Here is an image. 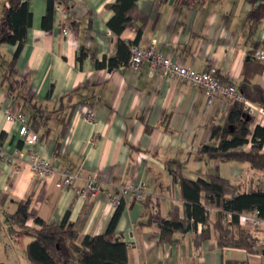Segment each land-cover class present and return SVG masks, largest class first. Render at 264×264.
Returning a JSON list of instances; mask_svg holds the SVG:
<instances>
[{
  "label": "crops",
  "instance_id": "0c3cea01",
  "mask_svg": "<svg viewBox=\"0 0 264 264\" xmlns=\"http://www.w3.org/2000/svg\"><path fill=\"white\" fill-rule=\"evenodd\" d=\"M23 1L31 26L16 76L27 79L29 97L48 110L33 149L51 162L53 173L39 176L31 170V148L18 140L20 123L5 118L6 110L21 113L22 104L0 84V262L32 264L26 253H16L19 232L8 219L20 201H28L33 217L48 223L60 222L68 212L80 235L93 236L105 231L116 208L112 198H118L123 208L115 233L129 248L128 264H264L261 253L220 249L213 236L197 240L201 224L169 241L160 237L159 219L174 207L181 213L183 204L169 167L180 166L190 180L219 175L238 185L239 192L264 190L263 173L246 163L196 157L200 145L215 143L212 128L224 121L230 102L218 96L208 104L204 91L159 73L150 75L146 63L112 70L106 63L97 65L117 55L118 39L130 47L154 41L162 55L195 71L214 69L221 82L236 86L252 48L258 44L256 49H264V22L250 34L244 27L250 5L245 0H137L139 18L116 36L107 26L113 16L107 5L115 0H66L70 7L58 4L49 29L42 26L47 0ZM7 6L8 0H0V16ZM142 17L146 22L134 44ZM15 48L0 43V79ZM262 63L251 81L264 88ZM89 111L93 119L87 117ZM64 171L79 172V177L71 187L56 188ZM92 173L101 177L95 195L77 194L75 189ZM137 183L144 185L147 204L119 193L120 187ZM251 216L243 213L241 226L249 227ZM33 217L26 221L28 227L35 226Z\"/></svg>",
  "mask_w": 264,
  "mask_h": 264
},
{
  "label": "trees",
  "instance_id": "16d2710c",
  "mask_svg": "<svg viewBox=\"0 0 264 264\" xmlns=\"http://www.w3.org/2000/svg\"><path fill=\"white\" fill-rule=\"evenodd\" d=\"M137 0H115L107 5L113 16L107 22L113 34L119 36L132 20L139 18L136 8ZM250 9L244 20L248 34L264 22V0H245ZM66 5V0H47L46 12L42 18L45 29L51 27L55 5ZM137 30L134 44L140 38L146 19ZM31 26V12L23 0H8V6L0 16V43L15 45L6 70L2 73L0 84L18 99L21 113L27 118L29 127L38 132L46 124L48 110L29 97V84L26 78L16 76L15 64L25 43L27 30ZM258 44L249 53L245 61L243 75L236 88L249 101L264 108V88L251 81V76L260 73L263 63L255 61L252 54ZM117 55L107 61L97 63L112 70L121 64L129 63L131 47L117 40ZM123 54V56H120ZM249 67H252L251 72ZM46 135V131L40 133ZM3 134H0L2 139ZM211 139L214 144H203L197 149V158L207 157L219 161H236L248 164V167L264 175V124H254V118L247 113L243 104L230 103L228 114L222 123L212 128ZM251 143L249 149L244 146ZM174 181L180 186L182 211L174 207L165 217L158 221L161 241L172 240L175 233L185 234L196 231L197 225L202 229L197 240L205 241L215 238L218 248H244L249 252L261 253L264 256V236L258 226L243 227L240 216L243 213L255 215L264 220V190L251 189L239 192V187L228 179L212 174L207 179L190 180L181 175L180 166L169 167ZM264 177V176H263ZM147 200L145 201V204ZM123 208V200L115 208L105 231L99 235H80L78 229L68 219L66 212L58 223L45 222L29 211L28 201H20L16 210L8 215L17 232L30 238L25 246L27 259L32 264H128L129 248L121 236L115 233V226ZM214 211L213 218L210 215ZM33 217L35 226L28 227L26 221ZM261 233V236L258 235ZM0 264H4L0 262ZM227 264H244L228 262Z\"/></svg>",
  "mask_w": 264,
  "mask_h": 264
},
{
  "label": "built area",
  "instance_id": "2783aa9c",
  "mask_svg": "<svg viewBox=\"0 0 264 264\" xmlns=\"http://www.w3.org/2000/svg\"><path fill=\"white\" fill-rule=\"evenodd\" d=\"M61 6L56 4L55 8L59 9ZM62 34L67 35L68 29L63 27ZM252 57L259 62H264V49H256ZM142 63L147 64V69L150 75L159 73L163 77L175 78L181 81L190 83L198 89L205 92L208 104L215 97H222L228 102H240L243 104L244 109L251 115L258 124L264 123V108L246 99L236 86L232 83H223L220 81L214 69L199 72L190 67H185L176 60L164 56L154 49V41L148 46L134 45L131 47L129 57V64L133 68H137ZM89 119H93L94 113L89 111L87 113ZM7 120H16L20 123L17 135L19 142L28 145L31 151L28 156V164L31 170L39 176H49L53 173V167L50 161L41 157L34 149L33 146L37 143L39 135L34 132L27 122V118L22 113L11 114L8 110L5 112ZM0 155L2 151L0 150ZM79 177V172L71 173L64 171L61 178L55 182L56 188H67L73 185L74 179ZM101 184V177L98 173H92L85 178V184L82 187L76 188L75 192L81 196H94ZM119 193L123 196L130 194L133 198L145 201L147 193L144 185L141 183L129 184L125 187H120ZM113 206L117 207L120 204V199L112 198ZM248 219L254 226L264 228V220L258 219L255 215L251 214ZM241 219V216H240Z\"/></svg>",
  "mask_w": 264,
  "mask_h": 264
},
{
  "label": "rangeland",
  "instance_id": "374dc122",
  "mask_svg": "<svg viewBox=\"0 0 264 264\" xmlns=\"http://www.w3.org/2000/svg\"><path fill=\"white\" fill-rule=\"evenodd\" d=\"M249 227L253 228L254 225L250 224ZM260 229H262V235L264 236V228L260 227ZM258 235L261 236V233H259ZM16 237L17 238L14 241L16 243L15 244V248L17 249L16 253L18 255L22 254L23 256H25V253H26L25 246H26L27 242L30 240V238L28 236L22 234V233H19V234L16 233Z\"/></svg>",
  "mask_w": 264,
  "mask_h": 264
}]
</instances>
